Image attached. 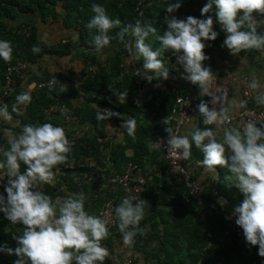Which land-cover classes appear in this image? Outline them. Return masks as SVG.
Listing matches in <instances>:
<instances>
[{
	"label": "clouds",
	"instance_id": "clouds-1",
	"mask_svg": "<svg viewBox=\"0 0 264 264\" xmlns=\"http://www.w3.org/2000/svg\"><path fill=\"white\" fill-rule=\"evenodd\" d=\"M181 7L180 0L166 5L167 13L171 14ZM215 7L216 22L225 32L223 47L229 54L239 56L246 50H256L264 54V32L258 27L264 23V0H207L201 9L205 19L188 16L178 19L169 16L167 30L163 35H157V29L141 20L121 26L120 19H111L105 8L100 4H92L93 17L87 24L89 30L95 29L93 38L94 50L97 53L110 45L112 37L109 31L119 28L117 36L128 48L135 61L143 60V71L136 74L151 83L163 78L169 79V70L159 58L163 50H171L178 54L180 63L186 75L182 78L199 87V96L211 97L209 102L200 100L196 106L199 117L204 125H215L201 128L197 125V117L189 118L184 134L174 131L170 120L166 117L162 123L167 133V152L170 157L188 161L192 157L193 145L203 153V159L195 162L205 173H212L219 180L217 168H227L230 175L225 177L229 187L235 186L244 196L242 203L235 207L231 216L235 224L242 229L246 244L258 248V255L264 258V123L258 127L253 121L245 123L241 130L232 124L233 113L246 107V101L231 99L227 91L217 89L220 94L211 91L214 75L210 68L203 66V61L209 59L205 55V41H215L218 32L214 30V20L209 14ZM129 36L131 39L125 40ZM152 36L159 42L160 47L153 50L146 40ZM32 52L40 53L37 45ZM13 49L10 41L0 40V59L5 63L12 60ZM182 53V54H181ZM246 58L240 57V63ZM54 77L49 82L52 90L57 84ZM157 83L155 87H160ZM110 89L113 85L109 84ZM248 88L256 93V104L264 107V84L255 73L252 74ZM66 87H61L63 93ZM128 92L118 95L120 103L126 102ZM18 105L27 106L32 97L29 92H22L15 97ZM140 105V101H136ZM218 105V107H216ZM13 112L18 108L13 106ZM61 109V112H65ZM116 117L123 121L121 128L128 136L135 139L137 121L134 117L100 109L96 119L110 120ZM0 120L12 122L13 116L7 105L0 106ZM19 125V121L16 122ZM7 138L9 147L0 149V213L12 224L23 226L21 235H13L18 247L15 249L0 247V252L15 254L18 258L13 264H105L110 252L102 245L109 236L107 221L100 216L91 215L85 210L86 196L83 192L70 193L66 198L52 197L40 190V185H54V169L60 165L71 166L69 157L71 144L63 127L51 123L38 125L25 124L19 134L11 128L0 129ZM222 133V139H218ZM151 147V145H150ZM21 163L25 170L21 172ZM74 164L75 162L72 161ZM136 199L137 202L133 203ZM221 207L227 201L218 198ZM144 200L139 197L126 196L115 208L118 229L123 241L131 247L137 234H143L146 229L140 224L145 215Z\"/></svg>",
	"mask_w": 264,
	"mask_h": 264
},
{
	"label": "trees",
	"instance_id": "trees-1",
	"mask_svg": "<svg viewBox=\"0 0 264 264\" xmlns=\"http://www.w3.org/2000/svg\"><path fill=\"white\" fill-rule=\"evenodd\" d=\"M150 1L0 0V40L11 42L13 49L11 62L18 59L33 65L45 54H54L60 58L70 52L67 46L61 43H57L54 47H46L37 39L36 32L29 23H22L12 31L5 30L2 19L12 20L21 13L37 14L41 21L59 20L64 29H72L76 32L78 47L82 53V67L75 81L66 79L59 73V75L54 76L58 82L52 90L46 88L33 94L31 103L26 106L24 114L18 115L10 108L8 110L17 118L20 127L25 124L50 123V119L45 118L42 113V109L48 105L54 104L60 109L68 110L77 124L88 125L92 130L90 134L83 135L71 148L70 154L73 161H80L81 163L93 161L94 167L91 170L103 172L105 176L122 173L128 163L134 165L136 169H141L144 175L141 174L140 176L145 181L141 200L145 201L144 207H155L150 218L158 217L162 212L161 209L165 207H167V213H172L170 230L164 232L165 235L161 241L164 255L155 264H264V258L258 255V248L246 244L242 229L224 219L223 209L232 208L228 205L221 207L217 202L218 198L209 192L204 193V190L201 206H198L194 201L188 204L181 201L184 193L181 184L173 190H167L165 186L167 166L160 156V151L151 149L150 143L157 138H165L167 135L162 123L166 117L169 118L172 125L171 110L174 93L170 91L163 93L158 89L147 90L141 94L136 93L134 77L122 67L125 58L123 49L125 44L117 36L119 28L109 31V36L112 37L110 45L116 46V52L101 62L93 54V38L96 30H89L87 24L94 15L91 10V5L94 3L102 5L111 19H120L121 26L128 23L134 24L139 19L142 23L151 24L155 27L157 35H163V32L167 30L166 17L175 16L178 19H186L188 16L197 19L206 18V16L201 15V9L207 0H180L181 7L171 14L167 13L166 5L176 3L177 0H155L152 3ZM57 8H60L59 15L55 12ZM214 12L215 7L207 15L213 16V27L218 32V36L215 41H205L207 46L204 51L209 59L202 63L207 67L212 64V48L225 38V32L216 22ZM21 26H29L27 36L19 34ZM258 31L264 32V25H260ZM128 39L131 37L126 36L125 40ZM146 43H149L153 50L160 47L159 42L152 36L146 40ZM34 45L41 48L40 53L32 52L31 49ZM159 58L163 62L169 61L171 63L178 58V54H174L171 50H163ZM0 60L2 65L1 86L5 62ZM138 64L143 65V60H138ZM87 65H96V69L84 75V69ZM34 74L18 82V88L25 87L31 81L44 80L49 77V75H43L35 78V80ZM154 81L158 82L157 80ZM109 84L113 85L111 89ZM62 86L67 88L63 93L60 91ZM78 92L83 94L80 100L77 99ZM122 92H128L126 97L128 99L125 103L118 101V95ZM15 95H17V91H15ZM138 100L140 101L139 106L136 103ZM100 109H111L126 117H134L137 121L135 139L126 134L122 143L112 144L109 142L104 134V127L107 123L119 118L113 117L110 120L98 121L96 114ZM3 143V139L0 138V149L6 150L7 148L3 146ZM126 150L131 152L130 156L124 155ZM0 159H3L2 155H0ZM146 162H151L153 165L150 172L143 171ZM25 167L21 163V172L25 170ZM83 171L85 170L65 171L63 175L57 178L68 189L77 190L83 186H77L73 178L80 176ZM156 174L160 175L159 178H156ZM1 187L0 193L6 196L3 186ZM163 189L167 190V194L162 193ZM232 189L235 190V186H232ZM41 191L52 199L61 194L58 184H45ZM243 199L244 196L241 193L231 203L237 207ZM157 207L161 208L157 209ZM22 232V225L12 224L4 217L3 213H0V247L6 246L12 249L18 247L17 242L12 237L13 235H21ZM109 232L108 238L103 242L108 243L107 247L112 242L117 246L122 238L121 232L115 231V229ZM207 243H209L208 247ZM147 244V239L138 233L134 238L133 245L131 247L127 245L124 255L129 249H145ZM17 258L14 253L9 255L7 252H0V264H2L1 261H4V264H13ZM129 259L132 264H135L131 257ZM105 264H114V262L112 259H106Z\"/></svg>",
	"mask_w": 264,
	"mask_h": 264
},
{
	"label": "crops",
	"instance_id": "crops-1",
	"mask_svg": "<svg viewBox=\"0 0 264 264\" xmlns=\"http://www.w3.org/2000/svg\"><path fill=\"white\" fill-rule=\"evenodd\" d=\"M58 6V5H57ZM60 14V8H57L55 11ZM2 23L5 27V30L12 31L17 26L22 23H29L35 30L37 39L41 41L46 47H54L57 43H61L67 46L70 50L69 54L64 57H56L54 54H45L39 58L35 64H31V74H34V79L39 78L43 75H51L53 72H59L66 79H71L75 81L78 78L79 71L82 67V53L78 47L77 34L72 29H64L59 20L48 19L47 21H41L37 14H18L14 19H2ZM261 25H264L262 23ZM225 39V38H224ZM223 41L218 42L217 46L212 48L211 54H214L218 58V65H220L221 71H227L229 74L234 76H242L247 78L249 81L253 73L258 77L259 81L264 84V56L256 50H246L239 54V56H232L229 54V50L226 47H223ZM117 48L115 45H109L105 47L102 52L97 53L95 50L93 54L96 59L104 61L109 56L113 55L116 52ZM240 57L246 58L245 63H240ZM122 67L125 71H128L127 63L125 58L123 59ZM165 66L169 70V79L164 81L161 78L160 83L166 84L173 88L178 94H188L191 96L193 101L199 104L200 100L204 97H200L198 94L200 89L198 86L191 84L182 77L186 75L184 72L183 66L178 63V58L174 59L171 63L169 61L164 62ZM204 67L209 68L203 64ZM1 60H0V74H1ZM143 71V65H141ZM36 80V79H35ZM155 80V79H154ZM228 96L231 99L234 95L237 99H241L240 93L236 88L230 89ZM256 93L251 91V104L257 108L260 107L256 104ZM128 98H126L127 101ZM240 110V109H239ZM238 110V111H239ZM9 111V110H8ZM236 111V112H238ZM13 116L12 122H5L0 120V129L11 128L14 133H19L20 125H16L17 118L14 117L13 113L9 111ZM49 122L54 126L63 127L68 134L72 130L82 129L84 135L90 134L92 132L91 127L88 125H80L75 122V120L68 119L70 111L66 110L65 112H57ZM235 113V112H234ZM200 118V117H199ZM203 119V118H202ZM202 119H199L198 126L205 128L202 123ZM123 121L117 119L116 121L109 122L104 127V134L106 138L112 144L122 143L126 131L121 128ZM184 125L181 128L180 135L184 134V129L187 127ZM234 126L233 124L229 125ZM258 127L260 125H257ZM216 126L211 127L215 129ZM218 139H222V133H218ZM0 138L3 139V146L6 148L9 147L7 143V138L4 136L3 132H0ZM5 144V145H4ZM192 157L186 163L187 169L190 170L193 174V178L202 185L204 193L209 192L211 195L216 196V198H223L227 201V205L230 208H235L232 205L233 199L237 198L238 195H241V192L235 187V190L232 189V186L229 187L226 183L228 181L225 177L229 176L230 173L227 168H217L219 174V180H216L215 175L212 173H205L201 167H198L195 164L196 161L203 159V153L198 149L192 148ZM125 156H130L131 152L126 150L124 152ZM149 159V157H147ZM153 169L151 162H146L145 168L143 171L150 172ZM143 172L141 169H136L135 175H141ZM100 179L95 183H87L82 188L77 190L68 189L65 185L59 181L58 178H55L54 185L58 184L59 190L61 192L60 196L57 198L63 199L66 198L70 193H80L83 192L86 196L85 200V210L91 215H96L98 207L105 201L112 202L114 210L121 203L124 198L123 191L121 188L110 186L105 180V174L101 172ZM144 175V174H142ZM159 174H156V178H159ZM214 187L212 189V185ZM179 185V182L176 179L166 177L165 186L167 190H173ZM0 189L2 187L0 186ZM167 190L163 189L162 193L167 194ZM155 207H144L145 215L141 221L140 227L146 229L142 234L144 239H147V246L145 249H129L126 251V255L131 257L135 264H155L157 260L163 258V249L161 241L165 235V231H169V226L171 225V216L172 213H167V207L162 208L161 214L155 218H150L151 213L155 210ZM161 207H157L159 209ZM116 217V214H115ZM161 219V220H160ZM118 220L116 218V227L115 231H118ZM104 241V240H103ZM102 245L108 249L110 252V257L108 259H113L114 256L118 253V245L110 243H104Z\"/></svg>",
	"mask_w": 264,
	"mask_h": 264
},
{
	"label": "built area",
	"instance_id": "built-area-1",
	"mask_svg": "<svg viewBox=\"0 0 264 264\" xmlns=\"http://www.w3.org/2000/svg\"><path fill=\"white\" fill-rule=\"evenodd\" d=\"M29 33V26H21L19 30L20 35L27 36ZM125 52V61L127 63L129 73L135 79L136 93L141 94L147 90H155L158 89L163 93L172 92L174 93V101L173 107L171 110L172 114V127L177 134L180 135L181 128L184 125L189 123V118L195 116L197 111V103L193 102V99L188 94H178L176 91L170 86L160 83V87H155L158 82L154 80L149 83L143 79H141L137 74L136 70L139 69L136 61L132 58L128 48L124 46ZM264 56V54H263ZM212 64L209 67L211 72L214 75V81L211 88V91L216 94H220L217 92V89H222L224 91H229L232 88H236L241 96V99L246 101V107L241 108L238 112L233 113L232 124L234 126H238L243 129L244 125L248 121H253L257 125L264 123V108H257L251 104V90L248 88L249 80L242 76H234L229 74L227 71H221L220 65H218V58L214 54H211ZM96 65H87L84 69V75H86L89 71L95 70ZM140 70V69H139ZM141 71V70H140ZM31 72V64L24 60H14L10 63H5L3 73H2V85L0 86V106L7 105L11 110L13 106L18 108V115H22L26 111V107L23 105H18L15 100V91H17V95L22 92H29L31 97L35 92L44 90L49 88V82L54 78V76L59 75V72H53L48 79L39 80V81H31L25 87L19 89L18 82L26 79L30 76ZM19 89V90H18ZM83 97V94L78 92L77 99L80 100ZM211 97L204 96V101L209 102V107H213L210 104ZM218 107V105L216 106ZM61 112V109L56 105L51 104L42 109V113L45 118L50 119L54 116L55 113ZM68 119L75 120L74 117L68 116ZM203 123V119H202ZM204 127H214L215 125H204ZM84 135V131L82 129L72 130L67 134V137L70 141L71 148L75 145V143L82 138ZM167 135L165 138H157L151 141V149L159 150L160 156L164 163L167 166V176L173 179H176L179 184H181L184 188V193L182 195L181 201L184 204H188L191 201L196 202L198 206L202 205V195H203V187L200 185L194 178L193 174L186 167V161L183 159H175L170 157L167 152V146L164 143H160L164 141L166 143ZM71 154L69 157V164L71 166L60 165L54 169L55 178L63 175L65 171L72 170H85L80 176H75L73 181L76 182L77 186H84L87 183H95L101 177V172L92 171L91 169L94 167L93 161H87L85 163H81L80 161L72 163ZM136 167L130 163H128L120 174H112L105 176L106 182L112 187L121 188L123 191L124 197L132 196L139 197L141 199V195L143 193L145 181L144 179L138 175H135ZM45 184L40 185V190L43 189ZM57 197L53 199L55 201ZM137 200L134 199L133 203H136ZM232 209L224 208L222 215L224 219L232 224H235V217L231 219H226V217L231 216ZM96 216H100L102 219L107 221V226L109 231H113L116 227V217L115 210L112 202L105 201L102 203L98 209ZM110 233V232H109ZM208 237V235H206ZM209 243H207V247ZM128 246L124 243L123 237L120 239V243L118 244V253L113 257L112 261L114 264H132L129 257L124 255V250Z\"/></svg>",
	"mask_w": 264,
	"mask_h": 264
},
{
	"label": "water",
	"instance_id": "water-1",
	"mask_svg": "<svg viewBox=\"0 0 264 264\" xmlns=\"http://www.w3.org/2000/svg\"><path fill=\"white\" fill-rule=\"evenodd\" d=\"M154 1H155V0H151L150 3L154 2ZM150 3H149V4H150ZM136 63H137L138 68H139V69L141 70V72H142L141 66L138 64V61H136ZM193 102L196 104L195 101H193ZM195 116L197 117L196 123L198 124V122H199V114H198V110L196 111ZM213 187H214V183H213V185H212V189H213ZM233 209H234V208H233Z\"/></svg>",
	"mask_w": 264,
	"mask_h": 264
},
{
	"label": "rangeland",
	"instance_id": "rangeland-1",
	"mask_svg": "<svg viewBox=\"0 0 264 264\" xmlns=\"http://www.w3.org/2000/svg\"><path fill=\"white\" fill-rule=\"evenodd\" d=\"M2 264H4V261H1Z\"/></svg>",
	"mask_w": 264,
	"mask_h": 264
}]
</instances>
